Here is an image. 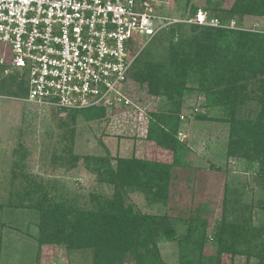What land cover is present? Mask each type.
<instances>
[{
	"label": "rangeland",
	"instance_id": "obj_1",
	"mask_svg": "<svg viewBox=\"0 0 264 264\" xmlns=\"http://www.w3.org/2000/svg\"><path fill=\"white\" fill-rule=\"evenodd\" d=\"M233 1L157 0L154 9L158 14L188 18L197 8L215 18L218 9H228ZM234 18L238 23L232 24L235 30L231 31L264 33V16ZM211 31L199 28L198 34ZM193 34L176 30L173 36L161 37L164 48L159 52L158 39L146 48L155 56L165 55L170 42ZM141 43L136 41L135 49ZM4 76L0 69V79ZM187 82L191 88L179 99V118L188 149L178 157L147 139L152 114L164 111L168 101L161 95H142L144 84L126 83L124 93L132 105L107 109L90 120L80 112L73 117V112L29 103L22 94L0 92V264H92L91 248L40 244V216L30 208L31 198L43 196L68 213H84L102 210L117 194L135 217H154L152 241L165 264H177L180 258L195 264L199 248L200 264H217L218 251L219 264H264L261 165L244 157L235 145L238 154L230 152L236 121L249 118L259 130L255 111L246 114L258 105L249 101L232 113L210 103L205 106L197 82ZM198 112L206 118L194 119ZM120 158L145 165L137 182L129 178L128 185H117ZM162 183L166 187L161 189ZM162 228L172 234L167 236ZM202 237L207 240L200 245Z\"/></svg>",
	"mask_w": 264,
	"mask_h": 264
},
{
	"label": "trees",
	"instance_id": "obj_2",
	"mask_svg": "<svg viewBox=\"0 0 264 264\" xmlns=\"http://www.w3.org/2000/svg\"><path fill=\"white\" fill-rule=\"evenodd\" d=\"M197 10L193 8L191 13L194 15ZM245 14L264 16V0H234L228 9H218L215 18L226 27L187 22L167 26L147 46L150 47L158 39L159 43L155 47L159 52L164 48L161 37L167 34L173 36L176 30L186 29L195 32V35L183 39L180 37L173 43L170 42L165 55L157 52L155 56L154 51L146 46L134 60L126 83L133 81L139 86L144 84L145 94L142 95H161L167 99L164 111L152 114V119L148 122L147 139L173 150L175 157L188 149L183 143L186 135L184 138L179 135L183 133L179 118L181 109L179 99L188 88H191V85H186L188 80L197 82L196 90L206 97L205 106L210 103L212 106L230 109L232 113L236 109H242L243 104L254 101L258 105L257 108H248L246 114L248 117L255 111L259 130L256 131L253 124H250L249 118L234 121L235 125L239 124L236 134L231 129L233 133L230 135L232 140L230 152L232 156L237 155L236 146L238 150L241 148L244 151V157H251L260 164L262 172L260 175L264 181V33L242 29L231 31L235 29L227 26L231 21L237 24L238 21L234 17ZM199 28H211L213 31L210 34H198ZM219 36L224 37L223 42L219 40ZM232 42L238 44L232 45ZM0 92L22 94L20 96L23 97L27 93L25 80L23 78L17 80V74L14 73L4 76L0 79ZM104 111L106 110L102 108H89L69 112H73V117L76 112H80L90 120L101 116ZM205 118L206 114L203 112L194 115L196 120ZM178 160L174 158V162ZM143 166L145 167L136 159H118L117 185H128L129 178L137 182L138 172H144ZM164 187L166 186L162 183L161 189ZM29 193L31 191L27 192ZM120 198L117 194L116 198L107 202L102 210L84 213L78 211L68 213L63 207H56L53 200L43 196L31 198L34 203H31L30 208L37 210L40 216V244L62 243L73 249L91 248L92 264H165L154 240L152 241L154 234L151 226L154 217H135L131 213V208L126 203L123 204ZM19 205L22 206L20 203ZM145 229L148 230L147 233ZM163 231L168 234L167 236L172 234L168 229ZM206 240L205 237L200 238V245ZM200 249L195 264H200ZM220 253L221 251H218L217 264L220 263ZM183 259L180 258L177 264H192L189 262L190 259Z\"/></svg>",
	"mask_w": 264,
	"mask_h": 264
},
{
	"label": "built area",
	"instance_id": "obj_3",
	"mask_svg": "<svg viewBox=\"0 0 264 264\" xmlns=\"http://www.w3.org/2000/svg\"><path fill=\"white\" fill-rule=\"evenodd\" d=\"M156 1L0 0L2 74L23 78L21 98L32 104L123 110L132 105L124 93L128 72L160 31L184 22L226 27L202 9L188 18L158 14Z\"/></svg>",
	"mask_w": 264,
	"mask_h": 264
}]
</instances>
